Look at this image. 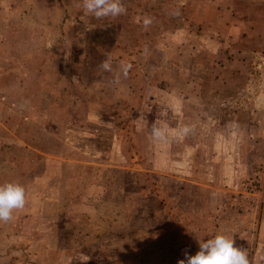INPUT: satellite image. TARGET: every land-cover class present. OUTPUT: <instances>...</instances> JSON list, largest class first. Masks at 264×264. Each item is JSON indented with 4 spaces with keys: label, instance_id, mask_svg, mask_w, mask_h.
Masks as SVG:
<instances>
[{
    "label": "rangeland",
    "instance_id": "rangeland-1",
    "mask_svg": "<svg viewBox=\"0 0 264 264\" xmlns=\"http://www.w3.org/2000/svg\"><path fill=\"white\" fill-rule=\"evenodd\" d=\"M77 3L0 0V183L27 192L0 264H178L217 233L264 264V0Z\"/></svg>",
    "mask_w": 264,
    "mask_h": 264
},
{
    "label": "clouds",
    "instance_id": "clouds-1",
    "mask_svg": "<svg viewBox=\"0 0 264 264\" xmlns=\"http://www.w3.org/2000/svg\"><path fill=\"white\" fill-rule=\"evenodd\" d=\"M77 8H81L85 16H91L96 20L105 18H116L127 13L123 0H78ZM172 15L178 16L179 9H174ZM147 29L152 23L150 16L136 17V22L141 23ZM103 71L113 74V84H119L121 76L127 77L132 68L130 62L121 61L118 68L114 69L112 58L107 57L100 65ZM138 124H146L145 113H141L136 119ZM193 131L192 126L182 127L177 136H187ZM167 129L152 124L150 129V139L153 143L165 141L167 139ZM27 203V192L25 187L18 182L0 183V223L10 222L14 219V213L23 210ZM199 250L194 255L185 252L184 259L178 260V264H252L246 250L235 246L233 238L224 234H214L206 240L199 239ZM90 259L87 255H82L78 260L87 262Z\"/></svg>",
    "mask_w": 264,
    "mask_h": 264
},
{
    "label": "crops",
    "instance_id": "crops-1",
    "mask_svg": "<svg viewBox=\"0 0 264 264\" xmlns=\"http://www.w3.org/2000/svg\"><path fill=\"white\" fill-rule=\"evenodd\" d=\"M107 58V57H106Z\"/></svg>",
    "mask_w": 264,
    "mask_h": 264
}]
</instances>
